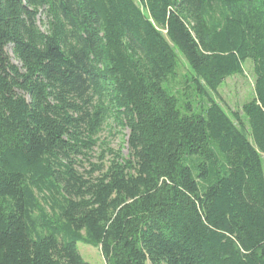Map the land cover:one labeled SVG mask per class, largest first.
Wrapping results in <instances>:
<instances>
[{"label": "trees", "instance_id": "1", "mask_svg": "<svg viewBox=\"0 0 264 264\" xmlns=\"http://www.w3.org/2000/svg\"><path fill=\"white\" fill-rule=\"evenodd\" d=\"M247 60L253 97L227 111ZM110 121L127 155L91 163ZM78 242L264 264V0H0V264H89Z\"/></svg>", "mask_w": 264, "mask_h": 264}, {"label": "rangeland", "instance_id": "2", "mask_svg": "<svg viewBox=\"0 0 264 264\" xmlns=\"http://www.w3.org/2000/svg\"><path fill=\"white\" fill-rule=\"evenodd\" d=\"M41 29H43L40 24ZM8 53L11 56L13 62L18 63L11 53V47H7ZM191 75L189 68L187 67L186 62L182 57H179V65L176 71L174 79L170 81V87L173 88V91L180 90L181 80L185 76ZM253 84L254 77L252 73V65L249 60L243 63V74L234 75L232 77L226 78L223 84L219 87V101L220 104L227 110H237L245 102L249 101L253 97ZM128 130L120 129L114 125L113 122H109L108 125L101 131L99 134V143L102 142L103 145L100 147H94L93 153L90 157V162L94 164L100 163V156L103 148L108 147L114 151L121 150V154L124 156L127 155V145L125 143L127 139ZM103 161L108 162L111 155L105 153ZM82 167H79L80 170L88 169V163L86 160H82ZM77 250L82 257V259L89 264H106L99 249L94 248L90 245L84 243H77Z\"/></svg>", "mask_w": 264, "mask_h": 264}]
</instances>
